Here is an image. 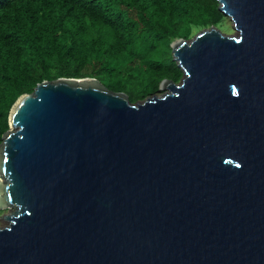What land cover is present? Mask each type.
I'll return each mask as SVG.
<instances>
[{"label": "water", "instance_id": "95a60500", "mask_svg": "<svg viewBox=\"0 0 264 264\" xmlns=\"http://www.w3.org/2000/svg\"><path fill=\"white\" fill-rule=\"evenodd\" d=\"M170 43L178 82L131 102L43 79L0 142V264H264V0H217Z\"/></svg>", "mask_w": 264, "mask_h": 264}, {"label": "trees", "instance_id": "16d2710c", "mask_svg": "<svg viewBox=\"0 0 264 264\" xmlns=\"http://www.w3.org/2000/svg\"><path fill=\"white\" fill-rule=\"evenodd\" d=\"M217 0H0V142L10 108L43 79L96 77L131 102L182 70L170 42L226 15Z\"/></svg>", "mask_w": 264, "mask_h": 264}, {"label": "rangeland", "instance_id": "374dc122", "mask_svg": "<svg viewBox=\"0 0 264 264\" xmlns=\"http://www.w3.org/2000/svg\"><path fill=\"white\" fill-rule=\"evenodd\" d=\"M223 33L229 34V35H236L238 33L237 29L235 28L232 19L226 15L225 20L219 25L217 26ZM175 38L170 42V43H174L175 42ZM164 91H167V88L161 86L159 88V91L156 92V94H161ZM149 96V95H148ZM146 98V97H145ZM10 212L9 208H1L0 209V226H6L8 225V220L4 217V215H6L7 213Z\"/></svg>", "mask_w": 264, "mask_h": 264}]
</instances>
